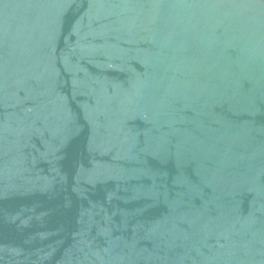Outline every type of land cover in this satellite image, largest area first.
I'll return each instance as SVG.
<instances>
[{"label":"water","instance_id":"obj_1","mask_svg":"<svg viewBox=\"0 0 264 264\" xmlns=\"http://www.w3.org/2000/svg\"><path fill=\"white\" fill-rule=\"evenodd\" d=\"M0 264H264V0H0Z\"/></svg>","mask_w":264,"mask_h":264}]
</instances>
